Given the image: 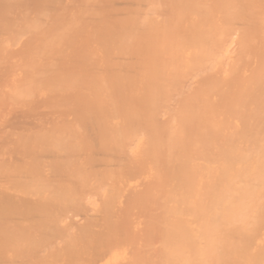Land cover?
<instances>
[{
    "label": "bare ground",
    "instance_id": "obj_1",
    "mask_svg": "<svg viewBox=\"0 0 264 264\" xmlns=\"http://www.w3.org/2000/svg\"><path fill=\"white\" fill-rule=\"evenodd\" d=\"M0 77V264H264V0H0Z\"/></svg>",
    "mask_w": 264,
    "mask_h": 264
},
{
    "label": "rangeland",
    "instance_id": "obj_2",
    "mask_svg": "<svg viewBox=\"0 0 264 264\" xmlns=\"http://www.w3.org/2000/svg\"><path fill=\"white\" fill-rule=\"evenodd\" d=\"M2 72V74H3V72L4 71H1ZM3 76V75H2ZM1 78H3V77H0V79ZM2 80V79H1ZM37 96V95H36ZM36 96H35V98H36ZM37 100V101H36ZM41 101V102H39V101ZM32 101V100H31ZM33 101H35V102H32V105L34 104H36V105H38V106H34L33 105V107H31V108H33L34 110L35 109H38L39 108V111H35V114H37L38 116H41L42 118H44V120H46L47 119V117L49 118V120H46V124L47 123H49V122H51V120L50 119H52L53 117L51 116V114H50V109L47 107V105H45L46 103H45V100H41V99H39L38 97H37V99H34L33 98ZM37 102V103H36ZM39 102V103H38ZM30 103V102H29ZM27 105H24L23 107L25 108ZM13 107H15V106H13ZM38 107V108H37ZM16 108V107H15ZM11 109V110H10ZM7 112H6V115L4 116L5 118H7L8 116L7 115H9L10 117H8V120L9 119H11L12 117L14 118H16V117H23L24 115H26V113H24V111L23 110H27V108L26 109H22L21 111H18V110H20V109H18V110H16L15 112H12V111H14L13 109H12V107L10 108ZM43 109H45V113L46 114H44L43 112ZM18 112H22V113H24V115L23 114H21L20 116L19 115H17L16 113H18ZM26 112V111H25ZM18 114H20V113H18ZM43 115V116H42ZM44 115H46V116H44ZM2 116V117H3ZM4 117L0 120V123L1 122H3L2 123V125L3 126H5V125H7L6 127L8 128V130H7V128L6 129H3L2 127V125L0 124V128L1 129H3V130H6L7 131V133H9L10 134V132H13L14 133V135H16V132L18 131V130H16L15 131V128L16 129H19L20 131L21 130H24V129H26V127L29 125H32L33 126V123H35V126H37V127H39L37 124H36V120H33L32 118H27V119H24V118H26V117H23V118H17V121H14L15 123L16 122H19V123H17V124H20V125H17L18 126V128H17V126L15 125V123L13 122V124H9L11 121L9 120V121H6V119H4ZM39 118V117H38ZM30 119H31V121H30ZM4 120V121H3ZM21 120H24V122L23 121H21ZM26 121V122H25ZM29 121L31 122L30 124H28L29 123ZM32 121H33V123H32ZM49 121V122H48ZM6 122V123H5ZM28 122V123H27ZM44 122V121H43ZM12 123V122H11ZM5 124V125H4ZM22 124V125H21ZM42 124H44V125H46L45 123H42ZM11 125V126H10ZM12 125H14V128L12 127ZM27 125V126H26ZM48 125V124H47ZM16 126V127H15ZM11 127V128H10ZM5 128V127H4ZM22 128V129H21ZM0 129V133H1V131H3V130H1ZM11 129H14L13 131H10ZM20 131H18V132H20ZM12 137H14L13 136V134H12ZM6 139V140H5ZM3 140H4V143L7 141V142H9V143H5V144H7V148L9 149L8 151L10 152L11 151V147L13 146V139H11L10 137H9V139L8 138H3ZM12 141V142H11ZM1 142V141H0ZM12 143V145H10ZM8 146H11L10 148L8 147Z\"/></svg>",
    "mask_w": 264,
    "mask_h": 264
}]
</instances>
